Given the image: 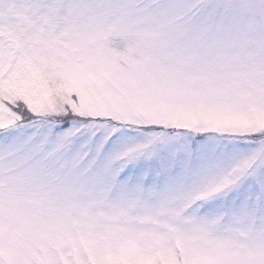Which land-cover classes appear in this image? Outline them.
I'll list each match as a JSON object with an SVG mask.
<instances>
[{
    "label": "snow or ice",
    "instance_id": "obj_1",
    "mask_svg": "<svg viewBox=\"0 0 264 264\" xmlns=\"http://www.w3.org/2000/svg\"><path fill=\"white\" fill-rule=\"evenodd\" d=\"M0 264H264V0H0Z\"/></svg>",
    "mask_w": 264,
    "mask_h": 264
}]
</instances>
